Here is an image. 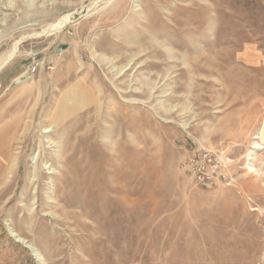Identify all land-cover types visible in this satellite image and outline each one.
<instances>
[{"label": "rangeland", "instance_id": "rangeland-1", "mask_svg": "<svg viewBox=\"0 0 264 264\" xmlns=\"http://www.w3.org/2000/svg\"><path fill=\"white\" fill-rule=\"evenodd\" d=\"M14 47L0 264H264V0H0Z\"/></svg>", "mask_w": 264, "mask_h": 264}, {"label": "built area", "instance_id": "built-area-1", "mask_svg": "<svg viewBox=\"0 0 264 264\" xmlns=\"http://www.w3.org/2000/svg\"><path fill=\"white\" fill-rule=\"evenodd\" d=\"M37 69L38 65L28 67L25 74L32 75ZM47 69L50 70V67ZM186 167L198 187L210 188L220 180L221 162L216 155L204 148L198 149L188 158Z\"/></svg>", "mask_w": 264, "mask_h": 264}, {"label": "bare ground", "instance_id": "bare-ground-1", "mask_svg": "<svg viewBox=\"0 0 264 264\" xmlns=\"http://www.w3.org/2000/svg\"><path fill=\"white\" fill-rule=\"evenodd\" d=\"M98 2V1H97ZM96 2V3H97ZM91 8V7H90ZM74 14L73 13H68V14H66V15H63L62 17H60L58 20H57V22L55 23V24H53V25H51V26H49V27H47V29H45L42 33H45L46 31H49V30H57L58 28H60L64 23H68V22H70V21H72V20H75V18H74ZM16 45V44H15ZM15 53H16V47H14L13 48V50H11V52L6 56V58H4L1 62H0V71H2L4 68H5V66L6 65H8L11 61H12V59L14 58V56H15ZM22 76H26V75H21L20 77H22ZM20 77H18V78H16L15 79V81H14V83L15 84H17V85H22L23 83H25L26 82V80L25 81H22V82H18L19 81V78ZM50 131L49 130H46L45 131V133H49ZM254 148H256V149H261V146H259V145H255L254 146ZM249 171L250 172H253L254 170L253 169H251V168H249ZM16 238V240L18 241V242H20V243H23L24 241L22 240V239H20L19 237H17V236H15ZM28 249H30L31 251L33 250L32 249V247L30 246V245H25ZM34 251V250H33ZM35 253V252H34ZM35 256L36 257H38L37 256V254L35 253Z\"/></svg>", "mask_w": 264, "mask_h": 264}, {"label": "crops", "instance_id": "crops-1", "mask_svg": "<svg viewBox=\"0 0 264 264\" xmlns=\"http://www.w3.org/2000/svg\"><path fill=\"white\" fill-rule=\"evenodd\" d=\"M6 67H14L13 69L11 68V72H9V74H6L5 75V73H6V71L9 69V68H7V69H5ZM18 67V65H13V64H8V65H6L5 66V68L3 69V71H1V73L3 74V76H4V78L3 79H12L11 81H14L16 78H18V77H20V73H21V71L19 72L16 68ZM4 70H5V72H4ZM0 73V74H1ZM14 78V79H13Z\"/></svg>", "mask_w": 264, "mask_h": 264}, {"label": "water", "instance_id": "water-1", "mask_svg": "<svg viewBox=\"0 0 264 264\" xmlns=\"http://www.w3.org/2000/svg\"><path fill=\"white\" fill-rule=\"evenodd\" d=\"M26 80V77L25 76H22L19 78V81L18 82H22V81H25Z\"/></svg>", "mask_w": 264, "mask_h": 264}]
</instances>
